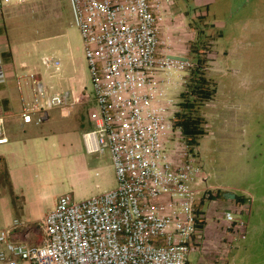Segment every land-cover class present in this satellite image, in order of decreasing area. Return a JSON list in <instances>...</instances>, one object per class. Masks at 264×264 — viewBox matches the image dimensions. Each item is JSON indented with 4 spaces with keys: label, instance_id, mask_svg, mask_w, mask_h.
<instances>
[{
    "label": "built area",
    "instance_id": "built-area-1",
    "mask_svg": "<svg viewBox=\"0 0 264 264\" xmlns=\"http://www.w3.org/2000/svg\"><path fill=\"white\" fill-rule=\"evenodd\" d=\"M42 1L0 0V13ZM68 1L98 107L95 129L83 134L85 149L110 152L117 185L82 200L61 195L41 224V245L13 241L25 226L14 220L0 232V264H188L200 200L219 193L202 188L199 148L175 126V80L186 84L195 63L171 53L165 0ZM3 55L0 46V85L6 82ZM42 63L61 68L54 57ZM31 77L25 124L40 125L49 111L79 101L72 91H54ZM8 141L0 115V146ZM245 205L224 210L231 242L244 233L246 223L236 214L247 212Z\"/></svg>",
    "mask_w": 264,
    "mask_h": 264
},
{
    "label": "rangeland",
    "instance_id": "rangeland-1",
    "mask_svg": "<svg viewBox=\"0 0 264 264\" xmlns=\"http://www.w3.org/2000/svg\"><path fill=\"white\" fill-rule=\"evenodd\" d=\"M173 1L184 11L190 7L184 31L188 34V54L178 56L194 63L198 57L204 60L205 75L217 89L215 97L198 111L207 124V134L198 138V148L207 179L202 188L221 190L217 200L206 197L210 227L200 232L189 264H264V0ZM9 13L14 24L1 21ZM0 17L1 28H10L7 35L11 43L32 41L38 52L43 49L61 62L74 52L78 42L68 0L11 5ZM22 30L28 36L11 37ZM190 78L191 72L182 91ZM182 91L175 96L177 103ZM4 184L5 170L0 166V189ZM241 196L247 212L236 216L246 226L231 242L224 210L237 212ZM6 215L0 206V229Z\"/></svg>",
    "mask_w": 264,
    "mask_h": 264
},
{
    "label": "crops",
    "instance_id": "crops-1",
    "mask_svg": "<svg viewBox=\"0 0 264 264\" xmlns=\"http://www.w3.org/2000/svg\"><path fill=\"white\" fill-rule=\"evenodd\" d=\"M47 1L55 0L32 3ZM164 2L168 12L164 33L170 37L171 53L187 55L188 34L184 31L190 7L184 11L173 0ZM10 16V13L6 14V18L1 20V16L0 20H10L14 24L15 19ZM9 32V26L2 29L0 25V46L6 53L3 57L6 82L0 85V115L5 118L9 139L7 144L0 146V166L5 170V184L0 189V206L7 213L0 232L9 228L14 220H19L25 226L13 234L12 240L26 245H41L44 242L41 224L61 195L70 194L76 200H82L111 190L117 185L116 173L108 150L90 155L85 149L83 134L95 129L98 107L92 95L91 75L79 30L74 27V37L78 41L74 52L62 62L43 49L38 52L32 41L11 43L7 35ZM16 35H20L21 39L28 36L26 30L13 32L11 37L15 38ZM46 56L61 62L59 71L43 65L42 59ZM31 76L54 91H72L79 101L71 108L49 111L46 120L40 125L34 122L25 124L21 112L33 99ZM184 85L181 79H176L174 93L177 95ZM206 189L221 190L216 187ZM236 197L234 195L233 199L236 200ZM212 200L217 199L213 197ZM238 202L244 205L246 200L241 196ZM200 203L205 225L199 230L195 243L200 232L210 227L206 197L201 198Z\"/></svg>",
    "mask_w": 264,
    "mask_h": 264
},
{
    "label": "trees",
    "instance_id": "trees-1",
    "mask_svg": "<svg viewBox=\"0 0 264 264\" xmlns=\"http://www.w3.org/2000/svg\"><path fill=\"white\" fill-rule=\"evenodd\" d=\"M189 16V15H188ZM201 20L204 22L206 16ZM208 25V24H206ZM214 29L213 25H210ZM219 37L221 35H218ZM199 54V50H195ZM200 56V55H199ZM207 63L198 57L195 66L191 70V78L186 90L180 93V102L177 104L178 111L175 112V126L180 127L187 141L198 146V138L207 134V124L205 119L198 114L199 108L212 100L217 92L216 86L206 77ZM204 125L206 128H204ZM210 200L213 198L210 196ZM202 203L197 208V230H202L205 225ZM199 235L196 234L195 238ZM190 263V262H189ZM188 263V264H189Z\"/></svg>",
    "mask_w": 264,
    "mask_h": 264
}]
</instances>
